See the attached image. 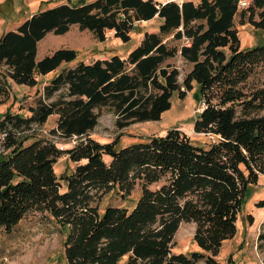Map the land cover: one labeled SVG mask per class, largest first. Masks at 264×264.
<instances>
[{
	"label": "trees",
	"instance_id": "trees-1",
	"mask_svg": "<svg viewBox=\"0 0 264 264\" xmlns=\"http://www.w3.org/2000/svg\"><path fill=\"white\" fill-rule=\"evenodd\" d=\"M237 15L264 30V0L247 7L240 0L67 1L32 13L16 30L0 28V96L9 92L8 78L33 87L55 73L31 115L7 112L0 120V228L11 231L29 212H48L66 234L68 264H220L224 243L238 233L246 192L264 176V84L244 89L264 62V42L242 49ZM156 16L163 19L158 31H146L127 57L116 53L62 69L78 58L75 49L37 59L48 33L78 25L101 42L113 32L129 43L135 24ZM169 36L180 43L170 45ZM178 55L192 64L182 83L167 62ZM195 82L205 105L194 130L214 136L208 144L194 143L179 127L121 149L118 137L102 143L89 135L103 107L113 109L120 129L157 121L173 95L184 97ZM53 113L59 116L53 134L76 137L74 146L60 149L27 133ZM63 154L77 165L59 177L55 164ZM137 185L132 207L101 209L107 194L127 198ZM185 222L196 224L198 249L176 252L174 237Z\"/></svg>",
	"mask_w": 264,
	"mask_h": 264
},
{
	"label": "rangeland",
	"instance_id": "rangeland-1",
	"mask_svg": "<svg viewBox=\"0 0 264 264\" xmlns=\"http://www.w3.org/2000/svg\"><path fill=\"white\" fill-rule=\"evenodd\" d=\"M77 0H0V28L2 31L16 30L32 13L38 10L49 9L56 4ZM184 1V0H183ZM198 2L199 0H194ZM258 19V16L256 17ZM163 19L156 16L148 21H139L131 33V41L124 43L109 32L106 41H99L89 30H82L78 25L63 35L48 33L38 45L37 59L53 53L59 48H73L78 53V58L65 66H74L80 60L92 62L96 59L109 58L113 54L127 57L128 53L139 45L146 31H158ZM235 26L241 40V48L251 49L264 42V30L255 29L237 15ZM170 45L180 43L174 41L172 36L166 38ZM180 70L179 81L182 83L192 69V64L186 62L180 55L167 61ZM60 70V68H59ZM55 73L39 77L37 86L18 84L12 79H6L9 92L0 96V120L7 112L19 113L29 116V107L35 106L43 96L44 87ZM264 84V62L254 68L247 80L244 89L260 87ZM63 89L56 95L47 99L48 102L57 99ZM172 106L165 111L162 118L157 121L138 122L122 129L116 125L117 115L111 107H103L100 112L99 124L89 133L90 136L102 143H108L118 137L117 149L124 148L134 143L145 142L153 135H163L167 130L179 127L196 144H208L215 139L214 136L197 133L194 130L195 120L204 108V101L199 98V86L195 82L194 88L184 97L176 92L172 99ZM98 111V110H97ZM59 116L51 114L42 124H34L29 134L45 138L55 143L60 149H67L77 142L76 137L64 138L53 134L57 127ZM106 162L112 157L105 155ZM77 163L72 162L66 154L61 155L56 164L55 171L59 177L71 174ZM63 190L67 182L60 179ZM155 188V186H152ZM140 196V186L137 185L127 198L114 192L107 194L100 207L104 210L107 206L132 207ZM264 201V176L256 184L250 185L243 199V211L238 221L237 235L224 243L220 255L217 257L220 264H264V207L258 203ZM196 230L194 222L181 224L175 234L174 243L176 252L189 253L198 249L193 236ZM65 232L46 211L34 210L29 212L11 231L0 228V264H68L64 254ZM197 264H206L205 259Z\"/></svg>",
	"mask_w": 264,
	"mask_h": 264
},
{
	"label": "built area",
	"instance_id": "built-area-1",
	"mask_svg": "<svg viewBox=\"0 0 264 264\" xmlns=\"http://www.w3.org/2000/svg\"><path fill=\"white\" fill-rule=\"evenodd\" d=\"M176 2L181 3L183 0H174ZM251 0H240V7H247Z\"/></svg>",
	"mask_w": 264,
	"mask_h": 264
},
{
	"label": "crops",
	"instance_id": "crops-1",
	"mask_svg": "<svg viewBox=\"0 0 264 264\" xmlns=\"http://www.w3.org/2000/svg\"><path fill=\"white\" fill-rule=\"evenodd\" d=\"M156 1H163V2H165V1H167V0H156Z\"/></svg>",
	"mask_w": 264,
	"mask_h": 264
}]
</instances>
